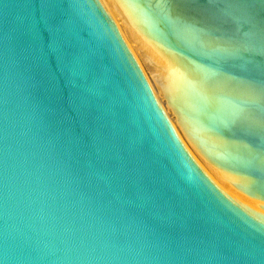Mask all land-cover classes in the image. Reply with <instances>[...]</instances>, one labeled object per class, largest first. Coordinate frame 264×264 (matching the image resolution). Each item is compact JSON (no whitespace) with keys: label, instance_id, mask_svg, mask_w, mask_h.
<instances>
[{"label":"water","instance_id":"95a60500","mask_svg":"<svg viewBox=\"0 0 264 264\" xmlns=\"http://www.w3.org/2000/svg\"><path fill=\"white\" fill-rule=\"evenodd\" d=\"M0 264H264V0H0Z\"/></svg>","mask_w":264,"mask_h":264}]
</instances>
